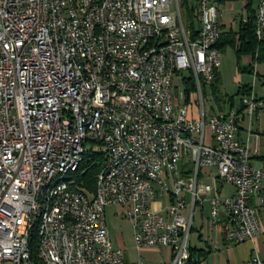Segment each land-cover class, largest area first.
I'll return each instance as SVG.
<instances>
[{"label":"built area","instance_id":"obj_1","mask_svg":"<svg viewBox=\"0 0 264 264\" xmlns=\"http://www.w3.org/2000/svg\"><path fill=\"white\" fill-rule=\"evenodd\" d=\"M222 19L217 0H79V7L70 0L69 8L59 0L58 8L49 0H0V264L32 258L24 230L34 219L37 186L72 163L69 145H78L76 158L96 147L113 149V156L94 194L73 182L48 195L53 212H44L37 232L44 264H125L106 223L111 206L132 222L138 252L167 248L172 264L200 263L190 236L196 208L206 202L214 225L224 213L231 243L263 235L251 200L263 190L264 169L251 165L259 151L238 132L246 122L253 134L264 101L252 91L236 111L214 110L206 119L204 89L221 67L210 43L218 45ZM255 32L263 42L264 0ZM54 38L61 49H53ZM207 63H216L214 74ZM76 65L86 66V76ZM189 78L196 89L190 104ZM82 119L92 126L89 136L80 135ZM225 185L234 194L219 205ZM250 264L264 259L254 255Z\"/></svg>","mask_w":264,"mask_h":264},{"label":"crops","instance_id":"obj_2","mask_svg":"<svg viewBox=\"0 0 264 264\" xmlns=\"http://www.w3.org/2000/svg\"><path fill=\"white\" fill-rule=\"evenodd\" d=\"M219 1L220 0H217L219 8H221L226 3V1L222 3H220ZM256 2L258 7L259 0H257ZM257 7L255 9H257ZM222 15H223V11H222ZM222 25L225 27L223 21H222ZM250 58H251V63L249 62L248 68H246L244 71L250 72L253 75L255 72L256 77H260L259 67L260 65L263 64H255L253 58L252 57ZM263 85H264V81H263ZM260 98L262 99L264 98V96ZM192 100H194V96L192 97ZM232 109L233 107L230 108V110ZM215 111H221V110L218 107L216 108ZM224 111L226 112L225 108L221 112ZM263 113H264V109L260 113V118L253 127L254 132L250 137H248L249 136L247 132L248 125L246 122L242 124V127L238 132V139L240 141H242L243 143H248L252 149H257L259 151V154L254 156L253 159L251 160V165L260 169H264V128L262 127V121H261V115ZM208 171H210L211 173L216 172L214 171V169ZM211 178L212 177L210 176H203L201 178V181L205 184H212V183H207V179H211ZM233 194H234V189L233 192L228 195L224 194V190L222 189L223 197L230 196ZM251 205L255 209H257L261 221V225L264 231V218L261 219V217L264 215V187L262 192L258 196L252 198ZM205 206L208 207L207 210L209 212L207 218H205ZM221 218L222 219L220 224L214 225L212 223L211 206L209 202H206L203 205L196 208L193 228L190 236V247H191V251L197 252L195 256L200 258L199 264H250V261L254 255H258L259 257L264 259V233L263 235L258 237L254 242H246L243 244L235 245L231 243L227 238L228 222L226 219H224V213H221ZM192 236H196V239L198 240V244L191 243ZM117 248H121L124 250L125 259H126L125 264H134L139 260L143 261L145 264H172V252L167 248L146 249L143 250L142 252L137 251L138 256L136 260H132L130 258L125 248L122 247H117Z\"/></svg>","mask_w":264,"mask_h":264},{"label":"rangeland","instance_id":"obj_3","mask_svg":"<svg viewBox=\"0 0 264 264\" xmlns=\"http://www.w3.org/2000/svg\"><path fill=\"white\" fill-rule=\"evenodd\" d=\"M194 4L195 0H189ZM247 3L245 1L232 2L230 0L220 8L223 11V23L227 29H233L237 31L241 20H246L248 17L246 11ZM257 7V2L254 3V9ZM221 67L219 71L220 75V93L225 100L224 108L228 112L231 108V101H233V109L236 111L242 102L244 95L240 94L242 87H249L253 89V92L260 98L264 96V64L259 67L260 77H256L250 72L244 71L248 68L249 62L251 63L250 57H244L238 64L236 52L232 48H228L220 55ZM242 68L243 71H239ZM177 84L181 86L183 84L181 79H177ZM177 85V86H178ZM176 90V89H175ZM178 91V90H177ZM204 107L206 111L207 121L212 116L214 110L218 108V103L212 94V90L207 87L204 89ZM262 127L264 128V113L261 115ZM91 149V146L88 145ZM94 148V147H92ZM98 151L99 148H94ZM207 183L213 184V179H207ZM224 194L228 195L233 192V188L230 185H225ZM208 207L205 206V218L208 217ZM124 210L120 207H108L106 209V223L110 232V237L113 244L116 247L125 248L132 260H136L138 252L135 248L134 242V229L133 224L130 220L124 218ZM264 218V215L261 219ZM198 224V223H197ZM192 244H198L196 236L191 237ZM5 264H15L7 262Z\"/></svg>","mask_w":264,"mask_h":264},{"label":"trees","instance_id":"obj_4","mask_svg":"<svg viewBox=\"0 0 264 264\" xmlns=\"http://www.w3.org/2000/svg\"><path fill=\"white\" fill-rule=\"evenodd\" d=\"M228 0H220L222 3ZM232 2L237 1H245L247 3L246 11L248 17L246 20H241L239 29L234 31L232 29H226L224 26L222 27V35L221 39L216 45V49L221 53L227 50L228 48H232L236 52V57L238 60V64L242 60V58L250 56L253 58L255 64H264V41L259 42L255 32V20H256V9H254V3L257 0H230ZM184 6V3H183ZM185 7L188 10L189 16L192 19L194 14V7L189 6L188 2H185ZM194 29V22H192L191 26ZM239 71H243L242 68H239ZM186 86V103L190 104L192 97L196 91L194 87V83L192 79H186L184 81ZM212 94L215 97L218 107L221 111L224 110L225 100L223 99L222 94L220 93V75L216 82L211 87ZM252 92V89L249 87H242L240 89V94L248 95ZM264 101V98H262ZM231 101V107H233V101ZM93 143V142H92ZM96 145L102 147L101 143H97ZM107 161V154L100 148L98 151L90 150L85 152L83 157V161L81 162L79 168L76 172L72 173L69 177V181H71L70 186H73L74 189L81 190L87 192L89 194H94L96 188L97 177L104 168ZM30 249L32 253V264H44L38 258L39 252V239L36 233H32L30 237ZM192 255H196V251H191ZM196 264V263H191Z\"/></svg>","mask_w":264,"mask_h":264},{"label":"bare ground","instance_id":"obj_5","mask_svg":"<svg viewBox=\"0 0 264 264\" xmlns=\"http://www.w3.org/2000/svg\"><path fill=\"white\" fill-rule=\"evenodd\" d=\"M70 0H59V5L62 8H69ZM184 1H176V8H184ZM49 7L58 8V0H49ZM72 7H79V0H72ZM217 43H210V50L216 49ZM53 49H61V38H54ZM216 71V63H207V74H214ZM76 72L78 76H86V66L76 65ZM92 133V126H90L89 119L80 120V135L89 136ZM107 154V161L112 159L113 149H104ZM78 145H69L67 148V158H72V163H65L63 166V173H52L50 178L44 180V183L37 186L38 201L34 204V219H28L26 230H24V245L25 248L30 249V237L32 233L41 232L42 227H45L46 213L53 212V199L50 195H58L61 188L71 187L69 177L76 172L84 155H78ZM214 178H221V171L214 173ZM219 205H227V196L218 195ZM227 220V219H226ZM221 219L216 221V225L220 224ZM228 232V230H227ZM28 264H32L31 258H28Z\"/></svg>","mask_w":264,"mask_h":264}]
</instances>
